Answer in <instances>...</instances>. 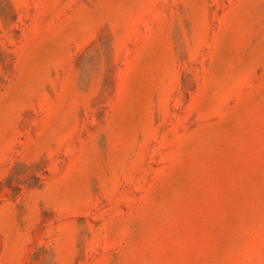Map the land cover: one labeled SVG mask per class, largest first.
Wrapping results in <instances>:
<instances>
[{
    "label": "rangeland",
    "instance_id": "1",
    "mask_svg": "<svg viewBox=\"0 0 264 264\" xmlns=\"http://www.w3.org/2000/svg\"><path fill=\"white\" fill-rule=\"evenodd\" d=\"M0 264H264V0H0Z\"/></svg>",
    "mask_w": 264,
    "mask_h": 264
}]
</instances>
